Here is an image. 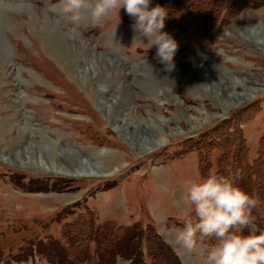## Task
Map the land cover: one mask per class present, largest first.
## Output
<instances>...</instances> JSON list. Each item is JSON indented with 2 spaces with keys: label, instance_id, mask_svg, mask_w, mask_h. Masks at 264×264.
Listing matches in <instances>:
<instances>
[{
  "label": "rangeland",
  "instance_id": "rangeland-1",
  "mask_svg": "<svg viewBox=\"0 0 264 264\" xmlns=\"http://www.w3.org/2000/svg\"><path fill=\"white\" fill-rule=\"evenodd\" d=\"M232 14L224 19L222 11L208 29L165 25L162 31L178 43L177 70L170 79H161L167 74H157L150 66L160 67L156 47L147 49L145 38L133 43L134 22L127 21L130 16L123 8L94 22L87 10L78 17L65 13L62 0H0V264L30 257L46 260L39 252L49 254L51 249L57 264H65L70 234L75 235L72 226L81 220L91 221L92 227L80 264H129L134 257L115 252L107 261L98 259L91 238L93 229L106 222L135 226L144 264L166 262L163 254L152 257L158 250L152 240L164 242V249L176 257L173 264H178L176 259L180 264H206L208 250L217 243L206 247L197 242L195 250L188 251L173 239L170 232L181 230L169 219H187L192 213L184 203L185 186L204 180L198 165L204 151L217 156L224 143L229 146L233 137H246V129L255 131L253 126L264 136V49L234 34L240 28L264 26V6L239 0ZM234 76L253 92L223 113L202 88L219 81L229 94ZM165 85L171 87L169 92ZM188 107L192 112L204 109L197 122L208 115L207 123L193 130ZM114 118L128 124H113ZM153 127L158 135H176L152 150L134 149L130 140L143 144L145 131L149 137L157 135ZM23 128L32 132L21 133L15 147L7 148ZM47 139L74 152L79 164H102L104 176L70 173L67 157L56 164L70 172H49L40 162L46 158L43 163L52 165L44 153ZM246 143L251 159L257 147ZM29 145L35 168L15 161L26 159L19 151ZM103 148L108 154L97 157ZM225 151L229 156V147ZM212 163L211 173L216 169ZM245 163L239 160V166Z\"/></svg>",
  "mask_w": 264,
  "mask_h": 264
},
{
  "label": "clouds",
  "instance_id": "clouds-1",
  "mask_svg": "<svg viewBox=\"0 0 264 264\" xmlns=\"http://www.w3.org/2000/svg\"><path fill=\"white\" fill-rule=\"evenodd\" d=\"M63 11L78 17L89 11L94 22L109 15L119 14L123 8L134 20L133 43L147 40V49L156 47L155 60L159 68L150 65L157 74L166 73L161 79H170L177 70L174 56L177 41L163 32L167 11L157 5L150 8V0H62ZM239 176V172H237ZM184 203L191 207L196 222L184 221L177 235V242L193 251L198 240L215 238L218 243L208 250L206 264H264V232H253L251 209L256 200L232 180L210 174L202 182H189L185 186ZM247 229L248 234L244 235Z\"/></svg>",
  "mask_w": 264,
  "mask_h": 264
},
{
  "label": "trees",
  "instance_id": "trees-1",
  "mask_svg": "<svg viewBox=\"0 0 264 264\" xmlns=\"http://www.w3.org/2000/svg\"><path fill=\"white\" fill-rule=\"evenodd\" d=\"M254 1L260 2L261 5L264 6V0ZM150 4V8L159 5L167 11L165 25L176 26L183 30L189 27L211 28L217 23L218 17L222 11H225L226 14L224 19H229V16H232V13L239 9V0H154L153 3ZM128 19L129 20H125L134 22L130 17H128ZM252 128L255 130L254 132L251 131V129H246V137H233L229 146L224 143L217 156L205 152L202 147L205 157L201 160L200 156L198 165L200 175L203 179L207 178L210 174L222 175L232 180L237 186L256 200V207L251 209L252 223L248 228L253 232L259 233L264 232V136L261 137L263 134L259 135V129H254L256 128L254 126ZM246 142H252L257 147L254 152L255 155L252 154L254 156H252L251 159L248 158L249 145H247ZM228 147L229 156L227 155V151H225ZM233 149L234 151L232 152ZM238 151L241 153L239 157L237 156ZM239 160L241 162L246 161V163L243 165L240 164L239 166ZM212 162L216 163V169L213 173H211L213 169ZM202 163L204 165H202ZM237 172H239V176H237ZM187 219H191L193 223L196 222L193 211ZM185 220L186 219L174 221L172 218L169 219V221L175 223L180 230L183 229ZM84 222L85 221L81 220V223L72 226L75 235L70 234V246L66 253L65 264H80L78 260L83 254L84 244H87L90 239V227H92L91 221L89 222L88 220V224H84ZM134 227L135 226L123 225L115 227L112 226L110 222L99 225L97 228L95 227L93 229L91 241H94L96 244L94 254H97L99 258L96 257L100 261L103 259L107 261L106 257H114L116 254L115 252H117L123 257H131L134 255L129 264H144L142 262L144 255L140 247V237H138ZM86 233L87 235L84 236ZM247 234L248 232L246 229L244 235ZM156 237L159 238L158 236ZM63 238L66 240V237L63 236ZM151 242H153V244L156 242V248L158 249L153 252V255L150 253L152 257L157 258L158 255L163 254L166 258L173 259L168 260L165 258V264H173L172 262L175 261L176 257L174 255L172 256L170 252L164 249V242L158 241L157 243L156 240H152ZM198 242L204 243L206 247L218 243L215 238H206L198 240ZM42 250V247L39 248V251ZM122 250H124V252H122ZM39 253L45 255L50 264H57V253L54 250L51 249L49 254L43 252ZM156 253H158V255ZM68 256H71V259H68ZM176 261L180 264L178 259H176ZM112 263L113 262H110V264Z\"/></svg>",
  "mask_w": 264,
  "mask_h": 264
},
{
  "label": "bare ground",
  "instance_id": "bare-ground-1",
  "mask_svg": "<svg viewBox=\"0 0 264 264\" xmlns=\"http://www.w3.org/2000/svg\"><path fill=\"white\" fill-rule=\"evenodd\" d=\"M1 20V18H0ZM234 34L236 36H239V37H243L244 39H247L248 42H250V44L252 46H254L255 48H263L264 49V26L262 23L258 24L256 27L255 26H252V27H245V28H240L237 30V32H234ZM60 52V51H59ZM67 53V52H66ZM61 54V53H60ZM63 54V53H62ZM61 56V55H60ZM64 56V55H63ZM70 62H72V59L69 60ZM67 63V62H66ZM73 65V64H72ZM73 68V67H72ZM71 69V68H70ZM70 71V70H69ZM211 72V71H210ZM213 72V71H212ZM211 72V73H212ZM214 76V75H213ZM198 78V77H197ZM86 81H85V85H88L90 86V80L89 78H85ZM196 80V79H195ZM192 81V80H191ZM201 81V80H200ZM214 81V80H213ZM198 82V81H197ZM194 83V82H193ZM199 84V83H197ZM203 85V83H200ZM206 84V83H205ZM196 85V84H195ZM201 85V86H202ZM198 86V85H197ZM200 86V85H199ZM230 87H232L233 90H231L228 94V86L224 85L222 82L220 83L219 81H215L214 84H209V85H204V87L202 88V93L209 97L210 99H213L215 104L220 106V108L223 110V113H227L230 109H232L233 107H236L238 106L239 104H241L242 102L248 100L250 98V95H251V92H253V90L250 88V86H247L244 79L242 78H237V77H231V82L229 84ZM166 87V91H170L171 87H169V85H165ZM238 87H242V91L240 92H236V88ZM111 89V88H110ZM227 90V91H226ZM165 91V92H166ZM106 93V92H105ZM222 93L224 94V96L222 95ZM120 94H122L120 92ZM116 99V97H114ZM116 102L117 99H116ZM213 102V101H212ZM214 104V105H215ZM219 108V107H218ZM189 111V115H190V119H193L194 121L191 122V123H194V125L191 126V128L193 130H196L198 129L201 125H203V123H207V120H208V115H205L204 116V120L201 121L200 123L197 122V117L202 115L203 113H205L204 109L200 110V109H196L195 111H191L192 109L191 108H187ZM110 112V111H109ZM109 112L107 114H109ZM197 113V114H196ZM217 115V114H216ZM219 116V115H218ZM216 116V117H218ZM212 118H215L214 116H210ZM111 122L114 124V123H122L123 121H119L117 120L116 118L114 119H111ZM123 123H127V122H123ZM190 123V122H189ZM196 123V124H195ZM128 124V123H127ZM115 129L117 130V125H115ZM138 126V125H137ZM114 127V126H113ZM134 127V125H133ZM157 127V126H156ZM136 128V127H135ZM141 126L139 124L137 130H141ZM9 129V128H8ZM145 129V127H144ZM154 131H156L155 133L157 135H154V137H149L148 136V132H144L143 135H146L145 138H144V143L141 144L139 139H137V141H135L134 139L133 140H130L131 141V144L132 146L134 147V149L136 148H139L140 150L144 151V150H152L153 147L155 146H161L164 139L167 138V137H170V136H173V135H176V133H171V134H167V133H164L163 131H161V135H158V129H155V127H153ZM152 130V129H151ZM9 131V130H8ZM123 131V130H122ZM134 131V128L133 130ZM29 132H32V131H29L28 129L26 128H23L22 130H18L17 131V134L16 136H14L13 138H11L10 140V143H8V147L7 148H13V146L16 144V142L19 140V138L21 137V133H29ZM34 132V131H33ZM174 132V131H172ZM119 134L121 133L120 130L118 132ZM123 133V132H122ZM132 133V132H131ZM150 133V132H149ZM154 133V134H155ZM135 134V133H134ZM122 136V135H121ZM123 137H124V133H123ZM127 137V136H126ZM125 137V139H126ZM135 138V137H134ZM152 138V139H150ZM130 139H132L130 137ZM45 140V139H44ZM48 140V139H47ZM49 142V144H48ZM3 143V142H2ZM47 145V150L44 149V153L45 151L48 153V157H49V160H51V163L52 165H49L47 162L43 163V160L46 159L44 158L43 160H40V162H42L41 166L43 165H47L48 168L47 170L49 172H55L56 171H60V172H65V173H68L70 172L68 170V168H64L63 166H58L56 164V161L58 160V158L60 157H64V158H68L69 159V165L72 164V171L70 173H77V175H81V176H85V173H94V174H89V176H97V177H101V176H104V166L102 164L100 165H97V164H93V163H84V164H79V162H76L74 157H75V154L74 152L72 151H67V150H64V149H59L58 145H55L54 142H52L51 140L47 141V143L45 144ZM7 146V145H6ZM15 147V146H14ZM136 147V148H135ZM43 149V148H42ZM106 149V148H105ZM104 148L103 149H99L97 150L96 152V156L101 158L105 155H107V150H105ZM23 152H25V154L27 155L26 156V159L24 157L25 160L21 159V160H15L17 165L20 164L22 167H25V166H30L32 168H35L34 166V155H33V147H31L29 145V147H26L24 148V150H20L19 153L20 154H24ZM43 152V151H42ZM18 153V155H19ZM44 155V154H43ZM47 155V154H46ZM20 158V157H19ZM34 158V160H33ZM28 159V160H27ZM97 159V158H96ZM110 162V161H109ZM37 165V164H36ZM40 165V164H39ZM45 168V167H44ZM55 169V170H53ZM45 170V169H44ZM79 173V174H78ZM83 173V174H81Z\"/></svg>",
  "mask_w": 264,
  "mask_h": 264
},
{
  "label": "crops",
  "instance_id": "crops-1",
  "mask_svg": "<svg viewBox=\"0 0 264 264\" xmlns=\"http://www.w3.org/2000/svg\"><path fill=\"white\" fill-rule=\"evenodd\" d=\"M173 235V239H176L177 235L179 234V232H175L174 230H172L170 232ZM36 259L33 261V258H29L27 261H23V262H12L10 264H49V262H47L46 260H39L37 257H35Z\"/></svg>",
  "mask_w": 264,
  "mask_h": 264
}]
</instances>
